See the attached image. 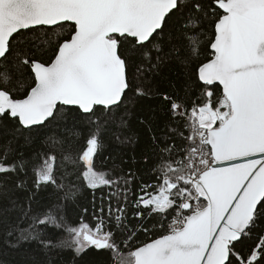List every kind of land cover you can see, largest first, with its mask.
Instances as JSON below:
<instances>
[{
    "label": "snow or ice",
    "instance_id": "6c2138e0",
    "mask_svg": "<svg viewBox=\"0 0 264 264\" xmlns=\"http://www.w3.org/2000/svg\"><path fill=\"white\" fill-rule=\"evenodd\" d=\"M213 3L218 7L207 37L203 19L208 13L199 0H0V65L27 66L32 74L27 87L19 80V87H10L12 74L0 72V118L29 131L51 124L65 106L94 116L119 106L129 90L149 95L136 82L143 69L135 57L146 61L150 71L171 59L178 50L173 45L163 51L157 41L164 35L183 33L185 64L198 56L201 37L211 49V58L195 69L194 93L186 89L183 97L164 96L171 117L184 121L187 134L177 133L184 141L180 146L167 134L152 136L154 182L139 186L144 194L133 205L147 212L133 214L137 223H129L126 211L134 175L98 170L103 145L97 128L75 157L67 153L63 159L76 167L85 187L109 189L107 212L102 201L93 213L95 224L81 219L72 225L62 205L37 212L29 202L21 206L19 223L3 225L12 246L36 242L77 255L91 247L107 251L112 264H264V0ZM66 22L71 33L55 41L50 62L14 46L20 39L31 47L50 44L62 35L55 26L63 28ZM49 139L54 146L63 144ZM62 163L54 152H37L11 164L0 159V173L30 169L37 190L51 185L68 201L78 189L64 183L69 173L57 176ZM50 227L67 238L54 240ZM154 227L162 230L158 238L135 243L134 233ZM241 238L251 240L246 250L234 243Z\"/></svg>",
    "mask_w": 264,
    "mask_h": 264
},
{
    "label": "trees",
    "instance_id": "16d2710c",
    "mask_svg": "<svg viewBox=\"0 0 264 264\" xmlns=\"http://www.w3.org/2000/svg\"><path fill=\"white\" fill-rule=\"evenodd\" d=\"M191 3L197 0H190ZM202 7L207 11V18L203 19V31L207 37H211L214 23L213 12L217 8L213 0H199ZM56 31L62 35L53 38V42L39 47L27 45L23 39L14 42L18 51L28 53L33 59L40 62H50L54 58L57 48L56 40L63 41L71 33V27H56ZM168 31L167 29L165 30ZM32 39V38H30ZM198 56L188 59V63H182L188 58L185 46L188 41L182 32L171 35H164L158 39V43L164 52H169L173 45L178 52L173 53L171 59L157 69L149 70L150 65L135 57L137 65L142 67L139 79L136 81L144 89L150 90L149 95H137L135 91L129 90L122 103L111 110L97 111L95 115H84L81 112L65 111L51 124L48 122L34 131L23 129L14 120L0 118V159L6 164L19 161L21 158L30 159L37 152H54L58 162L63 161L62 171L57 172L61 176L64 172L69 173L64 183L71 184L78 189L75 199L63 201V192L56 190L53 186H41L39 190L35 188L36 176L30 170L0 173V264H112L109 253L105 250L89 248L87 251L77 255L70 248H44L36 242H24L19 246H12L9 237L6 236L4 224L19 223L22 215V207L30 202L34 211H42L46 208L62 205L64 214L72 225H77L81 219L91 224L96 223L93 215L98 210L102 201L107 212L108 188H101L95 191L84 186L82 180L77 179V169L70 161L64 160V154L71 153L75 157L85 145L86 139L99 128V138L103 148L97 154L96 165L98 170L108 172L113 170L114 174L134 175L130 185L131 192L128 195L129 223H137L133 219V214L137 211L147 212L146 209L136 208L133 205L137 195H142L139 190L140 184L153 183L152 163L155 153L152 151V136L160 137L167 134L180 146L184 141L177 134L187 132L183 128L184 121L171 117L169 107L170 102L164 96L174 98L183 97L186 89L193 93L197 87V76L195 69L201 62H207L211 56L208 39L201 37ZM154 55V53H153ZM9 71L12 74V84L10 87H19L17 81H22L27 87L32 83L31 73L27 66L21 69L0 65V72ZM23 91H13L12 95H23ZM96 121V122H94ZM19 128V130H17ZM169 129L176 130L175 132ZM63 141V144H52L49 139ZM167 138V137H166ZM147 158V162H145ZM24 185L23 188L17 187ZM148 188L145 191L151 192ZM133 193L135 195H133ZM113 208L117 201L111 200ZM88 209L84 212V209ZM147 223V221H146ZM52 238H67V234L61 230L48 229ZM162 231L154 227L150 232H137L135 243L140 245L150 242L153 238H158V233ZM155 233V235H154ZM119 236V234H118ZM251 240L242 238L235 243L238 249L247 248Z\"/></svg>",
    "mask_w": 264,
    "mask_h": 264
},
{
    "label": "water",
    "instance_id": "95a60500",
    "mask_svg": "<svg viewBox=\"0 0 264 264\" xmlns=\"http://www.w3.org/2000/svg\"><path fill=\"white\" fill-rule=\"evenodd\" d=\"M216 6V5H215ZM216 7H218V6H216ZM66 24H68V22H66ZM55 27H57V26H55ZM222 87V86H221ZM122 101H123V98H122ZM122 101H121V103H122ZM66 108L67 107H69V106H65ZM72 107H74V106H72ZM116 107V106H115ZM114 108V107H113ZM82 113V112H81ZM82 114H84V115H89L90 113H88V114H85V113H82ZM47 122H45V124H46ZM41 126H44V125H38V126H34V128H37V127H41ZM242 239V238H241ZM241 240H239V241H236V242H234V243H238V242H240Z\"/></svg>",
    "mask_w": 264,
    "mask_h": 264
},
{
    "label": "flooded vegetation",
    "instance_id": "af4514ba",
    "mask_svg": "<svg viewBox=\"0 0 264 264\" xmlns=\"http://www.w3.org/2000/svg\"><path fill=\"white\" fill-rule=\"evenodd\" d=\"M58 27V26H57Z\"/></svg>",
    "mask_w": 264,
    "mask_h": 264
}]
</instances>
